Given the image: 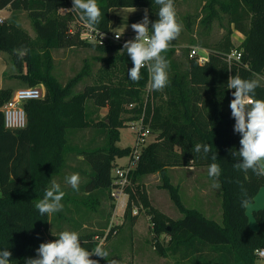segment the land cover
I'll return each mask as SVG.
<instances>
[{
    "label": "trees",
    "instance_id": "16d2710c",
    "mask_svg": "<svg viewBox=\"0 0 264 264\" xmlns=\"http://www.w3.org/2000/svg\"><path fill=\"white\" fill-rule=\"evenodd\" d=\"M210 2L220 4L230 25L245 40L236 47L230 28L210 48L208 62L200 64L197 57H191L184 72L177 68L172 58L175 50L170 49L178 44L179 35L162 53L173 70L167 87L150 91L147 67L141 69L139 81L129 78L128 70L133 63L126 50H122V43L89 44L79 36L68 35L75 16L73 13L62 16L59 10L69 6V0H0V10L10 7L14 11H28L37 34L33 38L16 20L0 23V54L11 55L17 78L29 87L40 84L46 87L42 100L25 104L28 123L18 130L5 127L1 111L15 89L0 88V249L7 248L12 253L11 264H25V258L36 256L40 243L58 237H49L51 215L42 216L35 204L63 173L69 156L78 154L91 168V172H85L87 180L82 187L86 199L70 201L83 203L89 211L98 210L102 194L113 201L112 170L118 158L132 152L130 147L118 146L121 129L143 116L156 139L144 148L137 168L131 173L132 184L126 188L130 196L127 209L132 199L138 200L137 195L143 198L144 205H137L145 206L152 215L156 235L170 236L162 254L193 264H261L256 251L264 248V208L254 211L259 225L254 230L241 201L248 198L254 202L264 187V177L233 167L238 161L229 150H239L241 137L234 131L235 120L229 107L234 90L228 89L227 81L234 75L258 79L260 86L254 98L264 100V0ZM97 4L102 15L96 27L107 32L110 31L109 11L113 7H146L149 20L158 19L159 5L155 0H97ZM77 46L94 48L98 52L94 59L99 67L94 71L91 62L85 60L82 70L63 85L53 74V51ZM22 48L28 51L21 60L14 50ZM234 49L242 53L239 62L228 60V54ZM87 78L91 82L83 91H76ZM162 92L167 95L166 100ZM103 108L108 112L101 118ZM94 128L98 131L88 144L80 147L72 143L78 132ZM197 143L209 144L211 153L207 157L195 153ZM213 154H217L216 162L222 170L218 179L222 189V223L198 209L186 208L178 189L168 184L170 168L208 167L213 162ZM151 174L162 176L164 187L170 190L172 200L184 214L181 219L174 220L151 209L142 183ZM131 217L137 218L132 212ZM71 220L75 222L82 246L89 251L100 244L98 236L106 235L105 232H78L80 222L75 216ZM107 226L108 221L100 228L103 231ZM206 248L212 254H207ZM91 258L101 261L95 255Z\"/></svg>",
    "mask_w": 264,
    "mask_h": 264
},
{
    "label": "rangeland",
    "instance_id": "374dc122",
    "mask_svg": "<svg viewBox=\"0 0 264 264\" xmlns=\"http://www.w3.org/2000/svg\"><path fill=\"white\" fill-rule=\"evenodd\" d=\"M174 7L183 30L180 33L178 44L170 49L175 50L172 58L175 60L177 68L184 72L188 69V59L192 57V48L199 47L209 51L212 46L228 33L230 28L232 29L231 38L236 47L240 46L245 40V36L230 25L227 13L222 10L220 4H212L210 0H176ZM0 18H3L4 22L16 20L33 38L37 35L32 19L28 11L24 9L19 11L4 9L0 11ZM192 39L194 40L193 43L190 42ZM4 55L9 66L7 71L8 87L13 89L29 87L25 82L17 78L18 72L12 64L11 55L7 53H4ZM97 55L98 52L94 48L84 46L54 50L55 66L53 74L65 85L82 70L85 60L91 62L94 71H96L99 63L95 61L94 57ZM172 71L168 68V76H171ZM90 82L91 79H85L79 84L76 91H83L86 84ZM163 95L166 100L167 95L165 93ZM107 112L108 110L103 108L100 113L101 118H104ZM97 131L98 129L94 128L86 132H78L72 138V143L82 147L96 136L95 132ZM155 135L151 136L150 139L154 140ZM120 137L119 147L134 148L136 146L137 136L130 126L121 129ZM117 161L120 164H124L127 159L122 157L118 158ZM88 166L84 162L83 157L73 154L69 156L67 167L63 173L54 179L56 183L60 184L65 196L62 200L63 209L59 211L62 212L61 218L59 212L51 215V222L48 228L49 237L57 236L65 230L76 231L75 222L73 220L70 221V218L75 216L76 220L81 224L80 229L77 230L78 232H105L106 235L103 237L98 236L97 238L100 243L103 242L105 250L108 251L109 260L116 259L121 264H193L188 260L180 261L177 257L162 254V250L169 244L170 236L165 233L160 236L156 235L152 215L147 212L148 210H146L145 206H142L144 205L143 198H140L139 195H137V201L131 200L130 208H126L124 213L120 212L116 215L115 212L113 214L114 202L103 194L100 196V204L97 211H89L83 203L70 201L72 198H78V200L86 199L82 187L87 180L85 172H91V168ZM192 167L193 170L191 171L186 169L188 167L169 169L168 184L178 189L180 198L186 208L198 209L207 217L222 223V211L219 208L220 193L222 196L221 187L218 189L212 187L213 179L208 176V167ZM188 171L190 172L189 174L187 173ZM73 173H78L81 178L78 191L73 190L66 183V177L71 176ZM142 183L146 197L151 204V209L157 210L174 220H179L184 216L183 212L172 200L170 190L164 187L165 181L161 175H148L144 177ZM123 198L126 200L125 196ZM137 203L142 205L139 207ZM135 206L139 207L140 213L136 216L137 218H132L131 212ZM261 208H264V187L247 209L250 226L254 230L259 228L254 217V211ZM107 221V229L102 231L100 227H103ZM108 234H110V238L107 239ZM123 235L127 236L124 240L118 239ZM112 248H115L113 253L110 252ZM205 251L207 254H212L207 248ZM100 260V264H107L105 259L100 258ZM260 263L263 264L264 261L260 260Z\"/></svg>",
    "mask_w": 264,
    "mask_h": 264
},
{
    "label": "clouds",
    "instance_id": "9594fccd",
    "mask_svg": "<svg viewBox=\"0 0 264 264\" xmlns=\"http://www.w3.org/2000/svg\"><path fill=\"white\" fill-rule=\"evenodd\" d=\"M155 3L159 5L158 19L150 21L149 10L144 9L143 19L130 26L135 32L134 39L125 41L122 50H126L133 63V67L128 70L129 78L134 82L139 81L141 69L147 67L150 74L149 90L161 91L169 83V61L162 53L166 52L171 42L179 37L183 26L177 19L174 0H155ZM72 5V8L65 10L77 12L84 26L96 31L103 40L104 33H99L95 28L100 23L102 15L97 0H72ZM123 34L115 32V39L119 40ZM27 51L26 48L14 50L17 58L21 60ZM227 86L228 89L234 90L229 107L235 120L234 131L241 137L239 150H229L230 155L238 161L233 167L245 173L251 171L256 176L264 177V100L254 98L260 81L234 75L229 76ZM19 95L27 93L22 92ZM193 151L207 157L212 149L209 144L197 143ZM211 159L213 162L208 166V176L213 179L212 187L218 189L221 187L218 179L222 170L220 164L216 162L217 154H213ZM80 180L78 173L66 177V183L76 191L79 190ZM241 189L246 194L243 186ZM64 196L65 192L60 184L52 181L35 207L42 216L52 215L63 209ZM250 205V199H242V208L248 209ZM93 255L105 259L107 264H121L116 259H108L109 253L105 250L103 242L89 251L82 246L79 234L68 230L60 232L52 241L40 243L36 249V256L25 258V264H100L99 260L91 258ZM11 256L12 253L7 248L0 249V264H11Z\"/></svg>",
    "mask_w": 264,
    "mask_h": 264
},
{
    "label": "built area",
    "instance_id": "2783aa9c",
    "mask_svg": "<svg viewBox=\"0 0 264 264\" xmlns=\"http://www.w3.org/2000/svg\"><path fill=\"white\" fill-rule=\"evenodd\" d=\"M70 5L67 7H63L59 10V13L62 16H67L70 13H73L75 16L74 21H72L68 35L69 36H79L81 40L87 42L89 44H111L114 42L124 44L125 41L134 39L135 33H121L123 34L119 40L115 39V33H111L110 31L98 30L99 33H104L103 40L99 35H97L96 31L89 29L84 26L83 22L79 18V14L77 12H69L65 9L72 8V0H69ZM4 19L0 18V23H3ZM191 56L197 57L200 64H204L209 61V51L206 49H202L199 47H194L191 50ZM242 53L234 49L231 53L228 54L229 62L232 61H241ZM27 93V95H19V93ZM45 97V86L44 84H40L34 87H24L15 89L11 99L1 108V111L4 114V123L5 127L10 130H18L25 128L28 123V116L25 109V104L34 101V100H42ZM233 99V98H232ZM130 127L136 134V146L132 148V152L129 156L126 157L127 162L124 164L117 163L116 166L112 170L113 175V183L111 189V197L115 201L118 202L119 205H122L127 208L129 203V194L126 191L128 186H131V173L137 168L141 154L144 148L150 143L155 141L151 140L150 137L154 136L149 125L144 123L143 118L131 121ZM126 197V200L123 197ZM140 213V209L138 206H135L132 214L133 216H138ZM258 258L261 261H264V248H261L256 251ZM264 264V263H263Z\"/></svg>",
    "mask_w": 264,
    "mask_h": 264
},
{
    "label": "crops",
    "instance_id": "0c3cea01",
    "mask_svg": "<svg viewBox=\"0 0 264 264\" xmlns=\"http://www.w3.org/2000/svg\"><path fill=\"white\" fill-rule=\"evenodd\" d=\"M9 9H10V7L6 8V10H9ZM144 9H148V8H146V7H113V8H111L109 11V19H110L109 30H110V32L111 33H115V32L135 33L131 29L130 26L132 23L139 22L143 19V16H144L143 10ZM0 11H3V10H0ZM148 15H149V11H148ZM8 67L9 66L7 63V58L5 57L4 54L1 53L0 54V88L8 87V80H7V76H6L7 71H8ZM174 168H176V167H174ZM174 168H170V169H174ZM186 169L191 171V170H193V167L188 166V168H186ZM189 171L187 172L188 174L190 173ZM203 191L206 193L205 190H203ZM220 192H222V189ZM113 202L115 204L113 214H114V212H115V215L117 213H120V212H123V213L125 212L126 207L119 205L118 202L115 201L114 199H113ZM219 208L222 211L221 193H220V207ZM221 211H220V213H221ZM222 218H223V215H222ZM126 237H127L126 235H123V236H121V238H118V239L124 240ZM114 250H115V248H112L110 252L113 253Z\"/></svg>",
    "mask_w": 264,
    "mask_h": 264
}]
</instances>
